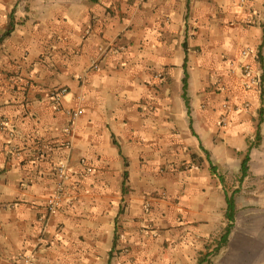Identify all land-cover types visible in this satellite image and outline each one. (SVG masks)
Listing matches in <instances>:
<instances>
[{
	"label": "crops",
	"instance_id": "1",
	"mask_svg": "<svg viewBox=\"0 0 264 264\" xmlns=\"http://www.w3.org/2000/svg\"><path fill=\"white\" fill-rule=\"evenodd\" d=\"M227 197L264 264V0H0V264H198Z\"/></svg>",
	"mask_w": 264,
	"mask_h": 264
},
{
	"label": "built area",
	"instance_id": "2",
	"mask_svg": "<svg viewBox=\"0 0 264 264\" xmlns=\"http://www.w3.org/2000/svg\"><path fill=\"white\" fill-rule=\"evenodd\" d=\"M244 71L246 74H249L250 67L245 66ZM67 93L68 90L66 88L54 90L51 93V99L54 102L55 106L59 107L61 105V102L63 98L67 95ZM82 113H83L82 111H71L70 112L71 122L73 123L76 119H78V117H80ZM66 177H67V167L65 165H61L57 172L56 189L47 202L48 213H53L59 208L64 194ZM24 262L25 264H34L30 256H26L24 258Z\"/></svg>",
	"mask_w": 264,
	"mask_h": 264
},
{
	"label": "trees",
	"instance_id": "3",
	"mask_svg": "<svg viewBox=\"0 0 264 264\" xmlns=\"http://www.w3.org/2000/svg\"><path fill=\"white\" fill-rule=\"evenodd\" d=\"M10 31L7 32L3 38H6L10 35ZM3 40V39H2ZM187 88H188V83H187V75L186 78L184 80V94H186L187 92ZM248 158H246V160L243 162L242 164V168H241V173H242V177L240 179V184L244 181V178L247 176L248 174ZM127 177V174H126ZM227 204H228V209H227V213H226V218L229 222L228 226L225 229L224 234L221 236L220 241L217 245V247L213 250V252H210L208 255L202 257L199 259L198 264H204L206 262H210V256L216 255L223 247H225L229 241V237L233 231L234 228V223H235V217H236V206H235V201H234V197H227Z\"/></svg>",
	"mask_w": 264,
	"mask_h": 264
},
{
	"label": "rangeland",
	"instance_id": "4",
	"mask_svg": "<svg viewBox=\"0 0 264 264\" xmlns=\"http://www.w3.org/2000/svg\"><path fill=\"white\" fill-rule=\"evenodd\" d=\"M211 260V259H210Z\"/></svg>",
	"mask_w": 264,
	"mask_h": 264
}]
</instances>
